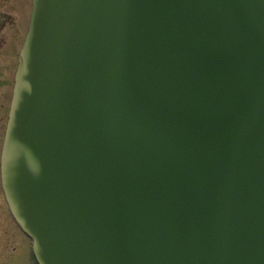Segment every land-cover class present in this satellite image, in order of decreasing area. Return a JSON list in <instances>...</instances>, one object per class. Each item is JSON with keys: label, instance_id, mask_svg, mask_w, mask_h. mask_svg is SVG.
<instances>
[{"label": "water", "instance_id": "1", "mask_svg": "<svg viewBox=\"0 0 264 264\" xmlns=\"http://www.w3.org/2000/svg\"><path fill=\"white\" fill-rule=\"evenodd\" d=\"M1 177L40 264H264V0H32Z\"/></svg>", "mask_w": 264, "mask_h": 264}, {"label": "flooded vegetation", "instance_id": "2", "mask_svg": "<svg viewBox=\"0 0 264 264\" xmlns=\"http://www.w3.org/2000/svg\"><path fill=\"white\" fill-rule=\"evenodd\" d=\"M30 1L0 0V151L18 52L28 22ZM4 209V193L0 181V217L4 215Z\"/></svg>", "mask_w": 264, "mask_h": 264}, {"label": "rangeland", "instance_id": "3", "mask_svg": "<svg viewBox=\"0 0 264 264\" xmlns=\"http://www.w3.org/2000/svg\"><path fill=\"white\" fill-rule=\"evenodd\" d=\"M0 217V264H29V239L18 230L7 208Z\"/></svg>", "mask_w": 264, "mask_h": 264}]
</instances>
